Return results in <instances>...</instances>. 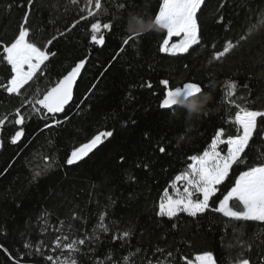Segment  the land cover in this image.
Returning a JSON list of instances; mask_svg holds the SVG:
<instances>
[{
  "label": "trees",
  "instance_id": "1",
  "mask_svg": "<svg viewBox=\"0 0 264 264\" xmlns=\"http://www.w3.org/2000/svg\"><path fill=\"white\" fill-rule=\"evenodd\" d=\"M101 4L100 13L88 16L87 0H0V84L11 78L2 48L14 42L25 15L29 40L50 53L44 72L22 95L0 88V118H7L0 128V264H52L46 257L59 255L60 249L52 251L58 237L86 235L99 240L80 246L77 264H125V258L127 264H185V257L194 260L209 251L217 264H236L238 258L264 264V222L230 223L214 213L171 219L158 214L160 200L189 157L202 154L220 127L225 139L237 134L236 104L264 110V0H205L197 14L201 44L176 56L159 51L166 35L161 30L140 34L138 49L122 45L129 14L154 19L162 0ZM97 19L119 25L104 31L102 47L91 42ZM229 40L238 46L215 60ZM81 60L86 63L73 99L55 117L61 124L43 114L27 119L32 112L27 101L37 90L43 95ZM164 79L173 88L199 82L200 96L211 95L207 115L193 130L184 109H160ZM229 82L238 84L231 103L225 97ZM17 110L26 117L23 125L14 124ZM21 128L23 137L12 144ZM107 131L113 135L85 159L66 163L73 150ZM250 147L254 155L264 154L259 121ZM37 171L41 175L34 179ZM233 224L242 225L243 233L234 232ZM124 231L131 236L123 238Z\"/></svg>",
  "mask_w": 264,
  "mask_h": 264
},
{
  "label": "snow or ice",
  "instance_id": "2",
  "mask_svg": "<svg viewBox=\"0 0 264 264\" xmlns=\"http://www.w3.org/2000/svg\"><path fill=\"white\" fill-rule=\"evenodd\" d=\"M72 2L75 3L76 0H72ZM131 2L132 0H129V3ZM204 3L205 0H162L158 15H155L154 18L160 26V30L166 32L159 45L160 52L176 56L188 53L194 45L201 44L197 14L201 11ZM87 4L89 6L87 8L88 16L100 13L101 0H87ZM93 7L95 12L92 11ZM120 7L122 8L123 4ZM261 23L264 24V13L261 14ZM27 25L28 16L25 15L14 42L4 45L2 48L3 60L10 66L11 78L6 84H0V88L18 96L22 95L21 90L25 89L30 81L38 78V74L44 72L46 61L50 57L47 48H41L29 40L30 29ZM118 28L119 25H115L113 22L101 23L97 19L91 24V42L101 47L104 46V31L112 32ZM255 30L256 26L253 25L249 31L255 32ZM124 31L127 34L121 38L122 45L134 50L138 49L140 34L130 33L127 30V25ZM173 38H178V40L173 42ZM246 39V36L240 37V40ZM48 43L50 44L51 41ZM238 44L239 41L233 43L229 40L222 51L215 53L214 59L219 61L226 57ZM119 51L124 52L125 48L120 47ZM51 55H55V53H51ZM85 63V60L77 63L43 95L37 90L33 98L27 101L32 106V112L27 119H31L32 114H43L44 119L52 118L55 125L59 126L61 120L55 119V117L59 113H64L65 107L72 101L74 85ZM160 83L166 89V93L163 95L159 107L161 110H172L173 113L178 108V97L181 95L196 97L203 93L199 82H186L182 86L174 88L169 86L167 79L161 80ZM147 87H152L151 82L147 84ZM237 87V82H229L225 97L229 99L230 103L231 98L235 96ZM236 107L238 111L235 113L234 123L238 127L237 134L225 139V129L220 127L215 132L210 146L203 150L202 154L189 157L190 163L187 164L186 170L175 176L171 192L165 191L159 202L158 214L161 217L167 216L171 219L178 217L181 213H186L189 217H198L214 213L227 218L230 223L264 222V154L254 155L250 147L254 133L257 132L258 121L261 130L264 131V110H250L239 104H236ZM47 114H51V117ZM16 117L14 124L23 125L25 123L26 117L19 110L16 111ZM5 119L7 118H0V128H3ZM46 126L51 127L52 125ZM23 135L22 128L15 131L11 136V143L16 144ZM112 135V131L95 135L88 143L73 150L66 163L73 165L83 160L93 149L103 143L104 139ZM2 147L3 143L0 142V148ZM159 151L164 153L165 148L160 147ZM39 175H41L40 171L35 172L34 179ZM222 188L224 191L221 190ZM231 226L234 232L243 233L242 225L241 227H236L234 224ZM102 230L108 231L106 227H102ZM131 234L130 231H124L123 238H128ZM92 240H99V237L86 235L84 238L69 240L67 236H64L63 241H67L66 243L58 237L52 251L60 249V256L54 259L53 255H47L46 260L52 264H77L75 254L80 252V246ZM26 247L30 248L31 245L27 244ZM37 252H39V248H37ZM65 252L69 255L65 256ZM168 255L171 256L172 253H168ZM184 260L185 264H217L210 251L196 255L194 260L187 257ZM16 264H20L19 260L16 261ZM125 264H127V258H125ZM236 264H250V261L247 258H238Z\"/></svg>",
  "mask_w": 264,
  "mask_h": 264
},
{
  "label": "clouds",
  "instance_id": "3",
  "mask_svg": "<svg viewBox=\"0 0 264 264\" xmlns=\"http://www.w3.org/2000/svg\"><path fill=\"white\" fill-rule=\"evenodd\" d=\"M127 30L132 34H143L153 30L159 31L160 26L155 19L146 20L143 16L133 13L128 19ZM211 99L212 97L208 93L196 97H186L184 95L178 97V108L184 109L187 113L185 119L189 122V131L194 129V122L207 111V105Z\"/></svg>",
  "mask_w": 264,
  "mask_h": 264
},
{
  "label": "rangeland",
  "instance_id": "4",
  "mask_svg": "<svg viewBox=\"0 0 264 264\" xmlns=\"http://www.w3.org/2000/svg\"><path fill=\"white\" fill-rule=\"evenodd\" d=\"M175 39V40H174ZM178 40V38H173V42H176ZM221 147H224V146H221ZM169 192H171V187L169 190H167ZM164 196V195H163ZM61 240L63 241V238H61ZM70 240V239H69ZM64 243H66L67 241H63ZM61 253H59L58 256H60ZM65 256L69 255L67 252L64 253Z\"/></svg>",
  "mask_w": 264,
  "mask_h": 264
},
{
  "label": "water",
  "instance_id": "5",
  "mask_svg": "<svg viewBox=\"0 0 264 264\" xmlns=\"http://www.w3.org/2000/svg\"><path fill=\"white\" fill-rule=\"evenodd\" d=\"M78 78H79V77H78ZM78 78H77V80H78ZM75 85H76V84H75ZM75 85H74V88H75ZM182 85H183V84H182ZM182 85H180V86H182ZM74 88H73V92H74ZM72 99H73V98H72ZM70 103H71V102H70ZM70 103H69V104H70ZM69 104H68V105H69ZM68 105H67V106H68ZM89 154H90V153H89ZM89 154H88V155H89ZM88 155H87V156H88ZM87 156H85L84 159H85ZM80 161H81V160H80Z\"/></svg>",
  "mask_w": 264,
  "mask_h": 264
}]
</instances>
